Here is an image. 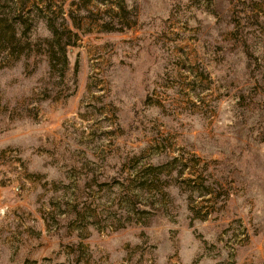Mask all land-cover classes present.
<instances>
[{
  "label": "rangeland",
  "instance_id": "rangeland-1",
  "mask_svg": "<svg viewBox=\"0 0 264 264\" xmlns=\"http://www.w3.org/2000/svg\"><path fill=\"white\" fill-rule=\"evenodd\" d=\"M110 1L0 0V264H264V0Z\"/></svg>",
  "mask_w": 264,
  "mask_h": 264
},
{
  "label": "trees",
  "instance_id": "trees-1",
  "mask_svg": "<svg viewBox=\"0 0 264 264\" xmlns=\"http://www.w3.org/2000/svg\"><path fill=\"white\" fill-rule=\"evenodd\" d=\"M85 1L86 0H78V3L84 4ZM94 1L97 2V3H99V4H104V5H106L107 2H110L111 3L110 0H106V1L105 0H94ZM113 4L115 5V8H116V10L119 13L126 14V4H125V0H114V3ZM86 14L90 18H94L93 20H95V21H97V20H103V18H99V17L93 16V13H91L89 11ZM114 14H115V16H118V13H113L112 12V15H114ZM70 19L72 20V26L74 28H77L79 26L78 25V22L80 20H82L81 17H79V19L76 20V21L72 17H70ZM63 21L66 23L68 20L67 19H62V22ZM49 25H50L49 29H50V33H51L52 39L55 40L58 37L57 44L54 46V50H58L59 51V58H61V61L64 62L66 60V50H67V48L70 47V46H74L75 43H73L71 40L70 41L69 40L62 41L61 35H58V33H57L59 31L58 28L60 26L57 28V25H55L54 21L50 22ZM109 26H112V20H109V22H104L103 23V27L106 29L103 32H108L109 33V32H112L114 30L115 31H121L122 30L121 28H128V26H126V23H124V24L120 23V27L121 28L119 30H116V29L112 30L113 26H112V28H110ZM122 31H124V29ZM63 32H70V31H68L67 29H63ZM16 45H17V43H12L10 46L12 48H14Z\"/></svg>",
  "mask_w": 264,
  "mask_h": 264
}]
</instances>
